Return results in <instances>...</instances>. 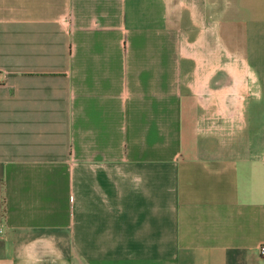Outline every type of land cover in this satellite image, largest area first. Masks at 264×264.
Here are the masks:
<instances>
[{
	"label": "crops",
	"instance_id": "crops-1",
	"mask_svg": "<svg viewBox=\"0 0 264 264\" xmlns=\"http://www.w3.org/2000/svg\"><path fill=\"white\" fill-rule=\"evenodd\" d=\"M264 0H0V264H264Z\"/></svg>",
	"mask_w": 264,
	"mask_h": 264
},
{
	"label": "built area",
	"instance_id": "built-area-1",
	"mask_svg": "<svg viewBox=\"0 0 264 264\" xmlns=\"http://www.w3.org/2000/svg\"><path fill=\"white\" fill-rule=\"evenodd\" d=\"M259 254L260 256L264 257V245L259 247Z\"/></svg>",
	"mask_w": 264,
	"mask_h": 264
}]
</instances>
